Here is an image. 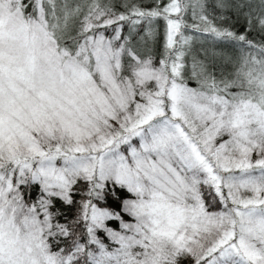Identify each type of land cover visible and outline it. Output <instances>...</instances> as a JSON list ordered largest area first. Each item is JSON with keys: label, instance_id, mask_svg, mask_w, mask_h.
<instances>
[{"label": "snow or ice", "instance_id": "6c2138e0", "mask_svg": "<svg viewBox=\"0 0 264 264\" xmlns=\"http://www.w3.org/2000/svg\"><path fill=\"white\" fill-rule=\"evenodd\" d=\"M0 264H264V0H0Z\"/></svg>", "mask_w": 264, "mask_h": 264}, {"label": "trees", "instance_id": "16d2710c", "mask_svg": "<svg viewBox=\"0 0 264 264\" xmlns=\"http://www.w3.org/2000/svg\"><path fill=\"white\" fill-rule=\"evenodd\" d=\"M166 2V0H164ZM162 20H158L156 22V28L158 30L157 39L155 42V45L153 47V55L155 58V62L157 63L160 59L161 53L163 52V44H164V32H163V24ZM76 199H79V197H76ZM75 209H72V212L69 213L71 215Z\"/></svg>", "mask_w": 264, "mask_h": 264}, {"label": "rangeland", "instance_id": "374dc122", "mask_svg": "<svg viewBox=\"0 0 264 264\" xmlns=\"http://www.w3.org/2000/svg\"><path fill=\"white\" fill-rule=\"evenodd\" d=\"M166 2H167V0H166ZM166 2H165V3H166ZM162 22H163L162 24H163V32H164V30H165V22H164L163 20H162ZM188 23H189V24L192 23V20H191L190 16L188 17ZM163 34H164V33H163ZM186 34H192V33H191V30H187V31H186ZM158 62H159V61H158ZM158 62H157V64H158Z\"/></svg>", "mask_w": 264, "mask_h": 264}]
</instances>
